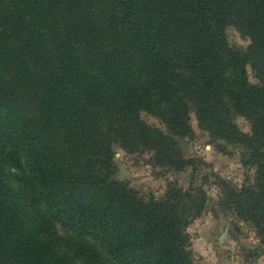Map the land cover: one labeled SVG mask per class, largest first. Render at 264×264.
<instances>
[{"label": "trees", "instance_id": "obj_1", "mask_svg": "<svg viewBox=\"0 0 264 264\" xmlns=\"http://www.w3.org/2000/svg\"><path fill=\"white\" fill-rule=\"evenodd\" d=\"M191 113L255 169L238 188L215 178L264 251V0H0V264H198L207 190L146 197L113 178L115 145L192 166L176 140Z\"/></svg>", "mask_w": 264, "mask_h": 264}, {"label": "rangeland", "instance_id": "obj_2", "mask_svg": "<svg viewBox=\"0 0 264 264\" xmlns=\"http://www.w3.org/2000/svg\"><path fill=\"white\" fill-rule=\"evenodd\" d=\"M230 47L245 50L249 40L233 26L225 28ZM249 81L254 82V73L247 67ZM143 120L166 131L165 125L156 117L142 113ZM192 133L185 138L186 158L195 160L183 170L155 166L153 154L126 153L114 146L116 172L114 179L123 180L141 196L160 197L169 183L187 189L202 186L207 190V206L202 215L188 227L191 249L198 264H264V251L253 225L240 220L232 211L222 209V188L215 176L233 187L253 184L255 169L241 164L244 149L240 145H227L212 140L197 124L195 115H190ZM235 122L242 132L250 133V123L237 116Z\"/></svg>", "mask_w": 264, "mask_h": 264}, {"label": "water", "instance_id": "obj_3", "mask_svg": "<svg viewBox=\"0 0 264 264\" xmlns=\"http://www.w3.org/2000/svg\"><path fill=\"white\" fill-rule=\"evenodd\" d=\"M176 140L182 144V150H185L187 146L185 138H176Z\"/></svg>", "mask_w": 264, "mask_h": 264}]
</instances>
